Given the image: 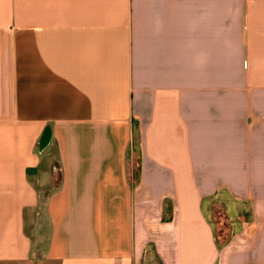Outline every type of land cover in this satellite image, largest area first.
Here are the masks:
<instances>
[{
	"label": "crops",
	"instance_id": "0c3cea01",
	"mask_svg": "<svg viewBox=\"0 0 264 264\" xmlns=\"http://www.w3.org/2000/svg\"><path fill=\"white\" fill-rule=\"evenodd\" d=\"M0 264H264V0H0Z\"/></svg>",
	"mask_w": 264,
	"mask_h": 264
},
{
	"label": "rangeland",
	"instance_id": "374dc122",
	"mask_svg": "<svg viewBox=\"0 0 264 264\" xmlns=\"http://www.w3.org/2000/svg\"><path fill=\"white\" fill-rule=\"evenodd\" d=\"M135 171L136 169H132L133 176L135 177ZM56 177V176H55ZM52 184L56 185L57 181H53ZM212 223L214 225V232L216 236V240L219 244H222L225 240L228 239L230 235V227L227 220L224 219V217H212Z\"/></svg>",
	"mask_w": 264,
	"mask_h": 264
},
{
	"label": "trees",
	"instance_id": "16d2710c",
	"mask_svg": "<svg viewBox=\"0 0 264 264\" xmlns=\"http://www.w3.org/2000/svg\"><path fill=\"white\" fill-rule=\"evenodd\" d=\"M224 243H226V240L222 244L218 243V247H221Z\"/></svg>",
	"mask_w": 264,
	"mask_h": 264
}]
</instances>
